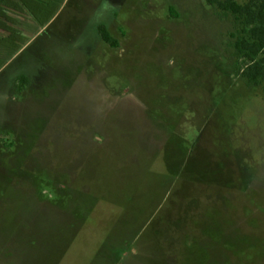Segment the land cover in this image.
<instances>
[{"label":"rangeland","instance_id":"1","mask_svg":"<svg viewBox=\"0 0 264 264\" xmlns=\"http://www.w3.org/2000/svg\"><path fill=\"white\" fill-rule=\"evenodd\" d=\"M238 36L205 0H0V264H264Z\"/></svg>","mask_w":264,"mask_h":264},{"label":"trees","instance_id":"2","mask_svg":"<svg viewBox=\"0 0 264 264\" xmlns=\"http://www.w3.org/2000/svg\"><path fill=\"white\" fill-rule=\"evenodd\" d=\"M216 9L231 14L239 24V33L234 41V48L243 61L241 76L253 86H263L264 91V0H205ZM172 9L170 8V11ZM101 40L111 48L118 46V41L103 24L97 26ZM19 77L18 82H24Z\"/></svg>","mask_w":264,"mask_h":264},{"label":"crops","instance_id":"3","mask_svg":"<svg viewBox=\"0 0 264 264\" xmlns=\"http://www.w3.org/2000/svg\"><path fill=\"white\" fill-rule=\"evenodd\" d=\"M103 25H104V24H103ZM21 77H24V76H21ZM35 253H36L35 251H32V252H31V255H30L31 258L35 256ZM3 260H4V259H3ZM12 262H16V261H15V260H12Z\"/></svg>","mask_w":264,"mask_h":264}]
</instances>
